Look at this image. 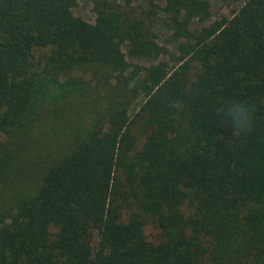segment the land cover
<instances>
[{
    "label": "trees",
    "instance_id": "16d2710c",
    "mask_svg": "<svg viewBox=\"0 0 264 264\" xmlns=\"http://www.w3.org/2000/svg\"><path fill=\"white\" fill-rule=\"evenodd\" d=\"M93 1L0 0V264H264V0Z\"/></svg>",
    "mask_w": 264,
    "mask_h": 264
},
{
    "label": "rangeland",
    "instance_id": "374dc122",
    "mask_svg": "<svg viewBox=\"0 0 264 264\" xmlns=\"http://www.w3.org/2000/svg\"><path fill=\"white\" fill-rule=\"evenodd\" d=\"M213 5V15L219 16L221 14H229L234 8H237L241 5L244 0H210ZM74 13L78 17H82L90 22H95L96 13L94 9V1L93 0H77L76 5L74 6ZM167 30L160 28L159 30V40H164L166 37ZM126 50V48H124ZM115 83V80H113ZM80 104H94V99L90 102L83 103L80 101V97L76 100ZM105 101L98 100V104H103L104 107ZM99 114V112H96ZM98 117V116H97ZM95 113L92 110H81L78 104H74L71 106V111L69 113V122L74 125L76 129L86 127L90 121L95 120ZM38 132V130H37ZM6 134H0V142L6 139ZM146 232L150 238H152L155 234V230L151 226L146 227Z\"/></svg>",
    "mask_w": 264,
    "mask_h": 264
},
{
    "label": "clouds",
    "instance_id": "9594fccd",
    "mask_svg": "<svg viewBox=\"0 0 264 264\" xmlns=\"http://www.w3.org/2000/svg\"><path fill=\"white\" fill-rule=\"evenodd\" d=\"M243 119H237V115ZM233 135L239 136L242 132H251L253 126L252 111L245 107L244 103L238 102L237 111L232 115L231 121Z\"/></svg>",
    "mask_w": 264,
    "mask_h": 264
}]
</instances>
